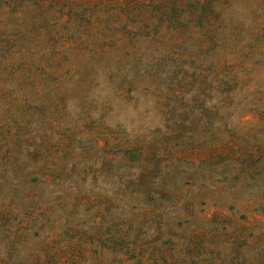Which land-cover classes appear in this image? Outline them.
<instances>
[{"label":"rangeland","instance_id":"1","mask_svg":"<svg viewBox=\"0 0 264 264\" xmlns=\"http://www.w3.org/2000/svg\"><path fill=\"white\" fill-rule=\"evenodd\" d=\"M0 264H264V0H0Z\"/></svg>","mask_w":264,"mask_h":264}]
</instances>
